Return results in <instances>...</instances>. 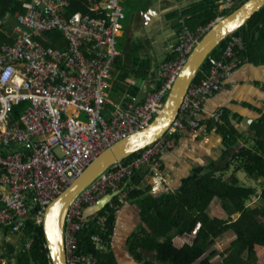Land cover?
Here are the masks:
<instances>
[{
    "label": "built area",
    "instance_id": "obj_1",
    "mask_svg": "<svg viewBox=\"0 0 264 264\" xmlns=\"http://www.w3.org/2000/svg\"><path fill=\"white\" fill-rule=\"evenodd\" d=\"M22 1L25 9L16 14L13 40L0 44V264H18L19 250L28 249L33 240L22 239L28 222L42 225L46 206L97 154L153 120L193 47L212 24L183 29L173 46L174 57L158 68V84L142 97L124 93L112 100L107 88L121 52L117 39L126 0H96L90 4L92 12L69 14L70 0ZM234 5L235 0H223L221 9ZM53 31L64 35L66 46L52 44ZM244 47L241 35L229 34L220 56L211 57L206 75L189 85L164 135L134 158L101 172L76 195L64 217L67 264H97L95 255L79 250L78 233L91 220L104 229L107 216L99 210L87 214L86 208L112 191L123 201L149 175H162L164 154L176 146L178 137L202 126L203 103L247 60L239 55ZM24 102L20 114L14 115V106ZM224 112L217 108L209 118L222 122ZM136 174L141 175L140 183L131 180L125 185ZM15 236L20 249L12 253L6 245ZM92 239L99 246L100 235L94 233Z\"/></svg>",
    "mask_w": 264,
    "mask_h": 264
},
{
    "label": "trees",
    "instance_id": "obj_2",
    "mask_svg": "<svg viewBox=\"0 0 264 264\" xmlns=\"http://www.w3.org/2000/svg\"><path fill=\"white\" fill-rule=\"evenodd\" d=\"M93 1L96 0H70L68 14L78 10L90 12ZM244 1L235 0L233 8L218 11L222 0H196L181 13L170 14L169 18L183 17L184 22L177 26L181 35L185 27L195 29L198 25H207ZM24 3L22 0H0V19L6 18L10 13L16 15L23 11ZM233 33L241 35L244 40L245 47L240 50L239 55L253 60L263 56L264 5ZM60 34L62 33L59 31L50 32L52 44L64 47L66 40L60 38ZM227 39L228 37L223 39L211 52L193 81H199L206 75L211 57L220 56ZM12 40L13 37L5 34L0 27V44ZM144 48V45H134L133 53H138L131 56L132 67L123 65L121 56L117 57L116 63L120 72L112 84V100H118L120 92L127 90L130 95L139 94L140 87L132 85L128 77L130 74L144 78L148 76L151 62L147 55H141ZM173 57L171 55L167 60ZM25 105L26 102L15 105L14 115L20 114ZM262 117V125L258 131L260 136L256 137L257 145L254 146L239 145L242 134L234 125L224 124L223 121L214 123L211 120L219 126L224 136L225 147L218 160L207 166L195 167L182 179L175 191L159 195L146 192L145 195H140L142 191L137 187L130 191L129 197H138L135 201L140 208L141 220L145 223L131 234L128 241V251L135 260L142 264H259L257 260L264 254V181L260 193L257 194L255 187L241 182L236 170L242 169L253 179L264 178V115ZM142 150L134 152L123 161L134 158ZM232 165H235L234 171H230ZM140 180L141 175L136 174L132 182L138 184ZM256 194L261 198V203L249 207L247 201ZM215 197L221 200L228 217L210 214L209 207ZM121 204L122 201L115 195L99 209L100 214L107 216L104 229L100 228L96 220H91L78 233L79 250L95 255L97 264H119L111 248V235L117 209ZM237 213L238 216L234 217L233 214ZM227 230H232L235 237L226 247L227 253L224 255L225 252L216 246V238ZM94 233L101 237L99 246L92 239ZM26 236L33 240L28 249L19 250L18 264H50L43 226L29 221L23 241Z\"/></svg>",
    "mask_w": 264,
    "mask_h": 264
},
{
    "label": "crops",
    "instance_id": "obj_3",
    "mask_svg": "<svg viewBox=\"0 0 264 264\" xmlns=\"http://www.w3.org/2000/svg\"><path fill=\"white\" fill-rule=\"evenodd\" d=\"M133 1L134 8L130 11V15H126V18L123 20L118 37L126 36L127 47L137 43L146 44V49L141 54L149 57L151 70L148 76L144 78V83L140 88L139 94H137L138 97H142L146 90L158 84V68L163 61L174 55L173 46L181 37L177 26L180 22H184L183 17L179 16L176 18L174 16L173 18H169L170 14L175 12L181 13L191 2L196 0ZM221 8L220 3L218 11L224 10ZM2 20L0 23L1 29L5 34L13 37L14 29L12 33H9L4 28L7 17ZM130 49L131 47L128 48L127 52ZM121 54L120 52L119 56ZM123 65L128 67L133 66L131 56L126 59L125 63L123 62ZM119 72L120 69L115 62L111 85L114 83ZM130 77H133V75L131 74ZM131 84L135 85V82L131 81ZM120 93L121 97L124 93L129 94V91ZM220 107L225 109L223 123L234 125L242 134V137L238 141L239 145L254 146L253 142L255 143L256 137L260 136L258 135V131L261 128V119L264 115V55L258 56L256 60L247 59L242 62L234 69L223 87L207 98L203 103L202 116L205 119L202 126L195 133H185L178 137L176 146L167 151L163 156L162 175L151 174L147 177L146 183H138L137 188L142 191L140 195H145L146 193L159 195L164 192L175 191L180 186L182 179L190 174L195 167L207 166L212 161L220 158L221 152L225 147L224 136L219 126L212 123L209 118V114ZM204 127L207 128L206 131L203 130ZM260 131L263 132V130ZM241 172L238 173L236 171L239 178ZM132 179H127L125 185L130 183ZM108 194L103 195L96 205L88 206L86 213L90 214L95 210L101 209V203ZM137 198L128 197L122 201V204L117 209L113 233L111 235V248L119 264H142L135 260L128 251V241L131 234L141 224L145 225L139 214L140 208L135 201ZM214 201H216V197L212 200L210 206L213 205ZM220 208L218 207V209ZM209 211L211 210L209 209ZM238 214L234 217H237ZM18 241V237L8 239L6 245L7 251L15 253L19 249Z\"/></svg>",
    "mask_w": 264,
    "mask_h": 264
},
{
    "label": "water",
    "instance_id": "obj_4",
    "mask_svg": "<svg viewBox=\"0 0 264 264\" xmlns=\"http://www.w3.org/2000/svg\"><path fill=\"white\" fill-rule=\"evenodd\" d=\"M263 5L264 0H245L229 13L217 18L193 47L175 78L161 110L153 120L144 128L119 139L97 154L46 206L42 226L52 264H67L64 249V217L76 195L101 172L164 135L178 114L183 97L204 61L225 37L246 23ZM116 194L117 191L108 194L103 199L101 207Z\"/></svg>",
    "mask_w": 264,
    "mask_h": 264
},
{
    "label": "rangeland",
    "instance_id": "obj_5",
    "mask_svg": "<svg viewBox=\"0 0 264 264\" xmlns=\"http://www.w3.org/2000/svg\"><path fill=\"white\" fill-rule=\"evenodd\" d=\"M133 3L134 1L133 0H127L126 2H124V9H125V13L126 15H130V11L134 8L133 7ZM123 22V21H122ZM212 22V21H211ZM16 23V15H14L13 13L11 14H8L7 15V21L5 23V26L4 28L6 30L9 31V33H12L13 29H14V25ZM60 38L64 39V36L62 34H60ZM138 45H146V44H140V43H137ZM117 47L119 48V50L121 51V60L122 62H126V59H128L130 56H134L136 55L138 52H134V44H131L129 47H131V49L129 50V52H127L128 48L127 45H126V36H120L118 37L117 39ZM146 49V46L145 48ZM141 51V50H139ZM140 53V52H139ZM127 55V56H126ZM142 55V54H141ZM126 56V58H125ZM131 75V74H130ZM129 75V80L130 81H134L135 82V85L136 86H139L140 88L142 87L143 83H144V77L143 76H134L133 77H130ZM109 90V96L111 97L112 94H113V88H112V85L111 87L107 88ZM254 145H257L256 143L253 142ZM235 170V165H232L230 171H234ZM238 173L240 171H242L240 173V179H241V182L245 183V184H250L252 185L253 187H255L256 189V192L257 194L260 193L261 191V188H262V181H264V178H258V179H253L252 177H249L242 169H239V170H236ZM256 194V196H254L252 199L248 200L247 201V205L249 207H254L256 206L257 204H260L261 203V198ZM219 204V206H218ZM218 207H221L220 209H218ZM209 209L211 210L210 211V214L211 215H218V216H221V217H228L229 214L227 213V211L224 209V207L222 206V202L221 200L216 197V201L213 202V205H211L209 207ZM236 214H233V216H235ZM235 237V234L232 230H227L226 232H224L223 234L219 235L217 238H216V246L223 252H225L224 255H226L227 253V250H226V247H228L230 241ZM16 238V236L14 237V239ZM19 249H20V245L18 246ZM226 250V251H225ZM221 260H217V262H220ZM258 263L259 264H264V254H262V256H260L258 258Z\"/></svg>",
    "mask_w": 264,
    "mask_h": 264
},
{
    "label": "clouds",
    "instance_id": "obj_6",
    "mask_svg": "<svg viewBox=\"0 0 264 264\" xmlns=\"http://www.w3.org/2000/svg\"><path fill=\"white\" fill-rule=\"evenodd\" d=\"M221 16H223V15H221ZM221 16H220V17H221ZM218 18H219V17H218ZM214 21H215V20H214ZM214 21H212V23H213ZM232 33H233V32H232ZM227 37H228V36H227ZM227 37H225V38H227ZM247 59H248V58H247ZM224 113H225V112H224ZM133 178H134V177H133ZM116 195H117V194H116ZM50 261H51V260H50Z\"/></svg>",
    "mask_w": 264,
    "mask_h": 264
}]
</instances>
